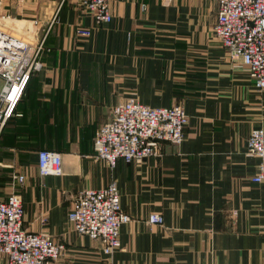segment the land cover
<instances>
[{
  "label": "crops",
  "instance_id": "1",
  "mask_svg": "<svg viewBox=\"0 0 264 264\" xmlns=\"http://www.w3.org/2000/svg\"><path fill=\"white\" fill-rule=\"evenodd\" d=\"M46 2L52 11L39 18L48 28L56 19L44 65L0 136V163L16 172L27 152L33 168L16 190L24 224L65 245L56 264H264V181L252 180L259 159L247 154L252 129L264 128V90L215 36L217 0H110L113 18L102 24L78 0ZM78 25L91 35L78 36ZM131 98L182 104L185 140L110 167L94 137ZM42 148L61 153L62 174L39 175ZM112 180L131 220L108 255L74 229L69 211L80 190ZM153 213L163 221L151 222Z\"/></svg>",
  "mask_w": 264,
  "mask_h": 264
},
{
  "label": "built area",
  "instance_id": "2",
  "mask_svg": "<svg viewBox=\"0 0 264 264\" xmlns=\"http://www.w3.org/2000/svg\"><path fill=\"white\" fill-rule=\"evenodd\" d=\"M25 0H19L23 3ZM0 0V136L18 112L32 76L42 69L47 50L49 28L41 18L25 21L3 7ZM97 23L113 18L110 0H78ZM218 12L213 26L215 36L231 58L240 59L248 68L257 90H264V0H217ZM30 22H32L30 24ZM78 36H90L88 26H76ZM189 115L182 104L151 106L137 99L116 104L110 120L103 123L94 137L95 156L115 167L118 160L137 161L158 155L167 142L175 145L185 140ZM247 154L259 159L254 182L264 181V128L252 129ZM40 176L63 173L60 152L38 150ZM24 177V176H23ZM17 175L14 176L16 180ZM131 216L121 206L116 181L101 188H85L74 197L69 221L82 235L103 242L104 251L112 255L121 246L120 228ZM149 220L161 223L163 216L153 213ZM25 207L21 193L13 191L0 200V255L7 264H56L65 245L43 231H33L25 224ZM113 264V263H109Z\"/></svg>",
  "mask_w": 264,
  "mask_h": 264
},
{
  "label": "rangeland",
  "instance_id": "3",
  "mask_svg": "<svg viewBox=\"0 0 264 264\" xmlns=\"http://www.w3.org/2000/svg\"><path fill=\"white\" fill-rule=\"evenodd\" d=\"M45 1L46 0H25L21 3L19 0H2L1 5L4 4L3 8L7 12L19 17V19L22 18L28 21L32 20L34 16L37 18L42 16V18H44L48 13H51L53 6H49ZM31 23L32 22H30V24ZM2 84L3 79L0 77V87ZM20 161L22 167L16 172H13L11 167L0 163V200L6 199L13 191L19 190L25 181V172L31 171L33 168V163L28 161L27 152H25L23 159H20ZM15 175H17L16 180H14Z\"/></svg>",
  "mask_w": 264,
  "mask_h": 264
}]
</instances>
